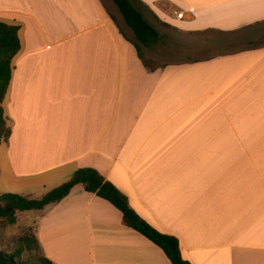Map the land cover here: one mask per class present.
Returning <instances> with one entry per match:
<instances>
[{"label": "crops", "instance_id": "obj_1", "mask_svg": "<svg viewBox=\"0 0 264 264\" xmlns=\"http://www.w3.org/2000/svg\"><path fill=\"white\" fill-rule=\"evenodd\" d=\"M132 1L191 34L264 24V0ZM0 22L21 44L0 195L41 199L91 168L191 264H264V45L146 66L112 0H0ZM38 213L30 225L54 264H172L83 185Z\"/></svg>", "mask_w": 264, "mask_h": 264}, {"label": "trees", "instance_id": "obj_2", "mask_svg": "<svg viewBox=\"0 0 264 264\" xmlns=\"http://www.w3.org/2000/svg\"><path fill=\"white\" fill-rule=\"evenodd\" d=\"M112 2L135 35L138 56L147 66L143 47L151 49L159 44L163 39L162 35L148 22L132 0H112ZM20 49L19 27L0 22V146L11 135L2 104L11 82L12 61ZM78 185H83L87 193L94 194L116 207L123 214L126 225L162 249L172 264H191L183 258L180 241L176 237L161 233L142 219L130 207L128 198L98 171L91 168L78 170L68 182L50 191L41 199L13 193L1 194L0 222L5 221L8 225H15L18 213L43 211L48 206L62 202ZM27 250L41 253L34 264H54L44 256L36 234L23 237L21 246L14 253L0 251V264H22L23 255Z\"/></svg>", "mask_w": 264, "mask_h": 264}, {"label": "rangeland", "instance_id": "obj_3", "mask_svg": "<svg viewBox=\"0 0 264 264\" xmlns=\"http://www.w3.org/2000/svg\"><path fill=\"white\" fill-rule=\"evenodd\" d=\"M143 11L148 21L163 36L162 41L151 49L143 47L145 60L154 65L164 67L192 61H205L219 55L264 45V24L237 34L218 32L191 34L172 27L160 19L159 21L145 10ZM3 150L0 152L1 159ZM37 214L39 213L35 211L18 213L15 225H8L5 221L0 222V251L14 253L21 246L23 237L34 236L35 231L30 225V220ZM39 256H41L40 252L27 250L23 255L22 264H34Z\"/></svg>", "mask_w": 264, "mask_h": 264}, {"label": "built area", "instance_id": "obj_4", "mask_svg": "<svg viewBox=\"0 0 264 264\" xmlns=\"http://www.w3.org/2000/svg\"><path fill=\"white\" fill-rule=\"evenodd\" d=\"M176 16H177V18H178V19H180V20H181V19H183V18H184V13H182V12H180V13H177V14H176Z\"/></svg>", "mask_w": 264, "mask_h": 264}]
</instances>
